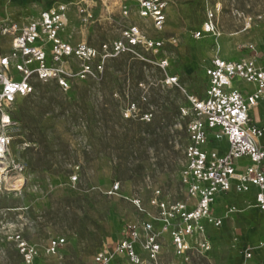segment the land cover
<instances>
[{"label":"rangeland","instance_id":"rangeland-1","mask_svg":"<svg viewBox=\"0 0 264 264\" xmlns=\"http://www.w3.org/2000/svg\"><path fill=\"white\" fill-rule=\"evenodd\" d=\"M164 1L166 21L158 31L150 18L140 17L135 0L87 1V23L79 19L74 0H0V27L21 28L61 2L68 7L67 24L58 34L63 41L99 50L137 27L153 43L107 60L97 79L73 80L67 92L55 83H35L31 96L17 99L11 150L25 164L27 182L21 190L18 182L19 191L0 192V264H25L22 243L37 251L33 264H92L96 251L122 240L129 224L139 228L134 244L139 264H264V246L249 260L243 255L264 243V212L251 207L254 188L217 196L214 216H225L218 228L201 221L202 231L186 234L189 224L177 208L186 202L180 183L186 121L180 108L187 95L205 96L204 73L215 41L220 58L229 61L243 57L247 44H264V0ZM210 13L214 33L197 38ZM0 44L8 49L1 37ZM12 75L21 81L15 71ZM167 77L176 84L168 85ZM233 88L253 92L242 81ZM252 117L264 128V102ZM208 140L202 151L227 153L226 138ZM249 164L239 159L235 172ZM230 207L235 212L226 215ZM192 209L191 203L186 211ZM143 223L152 230L143 231ZM53 238L64 239V246L50 256L45 249ZM150 239L158 246L154 255ZM113 264L134 263L119 256Z\"/></svg>","mask_w":264,"mask_h":264},{"label":"built area","instance_id":"built-area-1","mask_svg":"<svg viewBox=\"0 0 264 264\" xmlns=\"http://www.w3.org/2000/svg\"><path fill=\"white\" fill-rule=\"evenodd\" d=\"M73 1V0H72ZM77 2V14L83 23L91 18L87 1ZM142 18H150L155 30L161 31L166 21L167 3L164 0H135ZM68 7L57 2L43 10L35 21L19 28L15 24L0 27V37L8 44L5 49L0 44V192H12L23 189L27 180L25 164L13 154L11 145L15 138L17 123L13 110L18 98H27L34 93L35 83H55L63 92L71 88L76 79H97L102 74L104 63L118 57L130 48L153 47L147 44L137 27L126 29L121 39L104 44L96 50L85 43L72 45L59 38L67 24ZM210 13L202 32L197 38L213 34L215 27ZM38 43V45H36ZM51 44L47 56L45 49ZM215 54L205 68V96L198 98L186 96V104L180 108V118L185 122L184 165L180 172V183L185 190L186 202L177 205L181 217L188 223L186 234L202 231L201 221L218 228L222 226L225 216H214L215 200L220 194H245L254 188L253 209L264 212V128L253 121L252 111L264 102V44L256 47L250 43L245 46V55L236 61L220 58L219 45L215 41ZM35 64L32 69L29 66ZM77 65V68H75ZM15 71L21 81H15ZM242 81L253 86L252 93H242L233 88V82ZM168 85L176 84V79L167 77ZM185 92V91H183ZM209 136L214 139L226 138L229 149L219 156L217 150L202 151L208 144ZM247 158L250 164L244 172L236 173L234 163ZM20 182V189H14ZM192 203L193 209L186 211ZM165 210V204L152 203ZM235 212L233 207L226 215ZM195 225L196 230L192 229ZM143 231L152 230V224L143 223ZM137 225L123 228L125 237L112 248L102 246L93 256L92 264H113L115 259L123 256L134 264H139L134 244L139 237ZM151 254L158 246L150 239ZM64 246V239L53 238L46 246L47 255H56ZM260 243L255 248L244 251L245 260L252 257L253 250L263 247ZM20 253L25 264H33L37 257L35 248L24 243Z\"/></svg>","mask_w":264,"mask_h":264}]
</instances>
